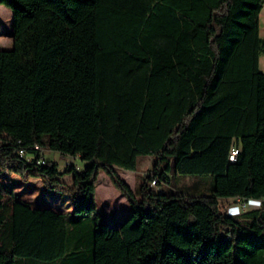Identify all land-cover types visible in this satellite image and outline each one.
<instances>
[{
    "label": "trees",
    "instance_id": "16d2710c",
    "mask_svg": "<svg viewBox=\"0 0 264 264\" xmlns=\"http://www.w3.org/2000/svg\"><path fill=\"white\" fill-rule=\"evenodd\" d=\"M0 5V174L72 204L31 208L0 179V264H264V0ZM45 151L88 165L60 172ZM141 157L151 169L130 190L116 171ZM99 172L131 209L115 228L96 212ZM169 174L212 177L211 193L150 186ZM220 200L259 207L232 216Z\"/></svg>",
    "mask_w": 264,
    "mask_h": 264
},
{
    "label": "rangeland",
    "instance_id": "374dc122",
    "mask_svg": "<svg viewBox=\"0 0 264 264\" xmlns=\"http://www.w3.org/2000/svg\"><path fill=\"white\" fill-rule=\"evenodd\" d=\"M259 37L264 40V5L258 19ZM12 13L11 11L0 5V50L9 51L12 49ZM258 71L264 74V55L259 56ZM43 157L46 161L55 160L58 164L60 172H64L69 166H74L77 172L83 171L88 163L78 158L63 157L58 153L45 151ZM151 169L150 159L141 157L138 159L135 171L117 170L116 173L123 183L130 190L135 188L136 183L139 185L140 177L145 176ZM170 178L169 185L155 184L152 188L155 191L159 189H169L172 191H187L188 193L198 191L197 195L208 196L212 190L213 178L209 176H174L167 175ZM0 179L15 194V199L22 198L34 202L41 207L55 206L65 213H72V204L69 196L64 195L56 190L47 189L42 185L40 180L32 179L28 182H22L16 175L0 174ZM66 184H70L68 176L63 178ZM196 184H201L196 190ZM151 186V185H150ZM189 188V189H188ZM191 189V190H190ZM189 190V191H188ZM95 204L96 212L102 216L111 228H115L119 221H123L130 213L131 209L126 199L112 186L108 177L99 172L95 182ZM221 209L227 212L229 208L234 207L233 200H220ZM253 205V204H251ZM250 208H258L255 204ZM91 221L85 222L83 225L87 228Z\"/></svg>",
    "mask_w": 264,
    "mask_h": 264
},
{
    "label": "built area",
    "instance_id": "2783aa9c",
    "mask_svg": "<svg viewBox=\"0 0 264 264\" xmlns=\"http://www.w3.org/2000/svg\"><path fill=\"white\" fill-rule=\"evenodd\" d=\"M235 154H236V151H232L231 152L230 160L233 159V157L235 156ZM18 156L21 157V158H24V156H25L24 151L20 150L18 152ZM39 163L41 165H43L45 163L44 159H40L39 160ZM150 185H151V187L154 186L155 185V182H151ZM251 204H253V205L258 204L259 205L258 202H254V201H251V202H248V203H243V204L239 205L238 207H231V208H229L228 211H227V214L232 215V216L238 215L239 212H245L248 209H252V208L249 207ZM253 205H251V206H253Z\"/></svg>",
    "mask_w": 264,
    "mask_h": 264
},
{
    "label": "crops",
    "instance_id": "0c3cea01",
    "mask_svg": "<svg viewBox=\"0 0 264 264\" xmlns=\"http://www.w3.org/2000/svg\"><path fill=\"white\" fill-rule=\"evenodd\" d=\"M51 161H53V162H55V160L53 159V160H51ZM57 163V162H56ZM21 200L22 201H24L25 203H27L31 208H36L37 206L39 207V208H42L41 206H39L38 204H36V203H34V202H30V201H28V200H23L22 198H21ZM236 204V201H234V205ZM51 211H53V212H55V213H65L64 211H62L60 208H58V207H55V206H50V207H48Z\"/></svg>",
    "mask_w": 264,
    "mask_h": 264
}]
</instances>
